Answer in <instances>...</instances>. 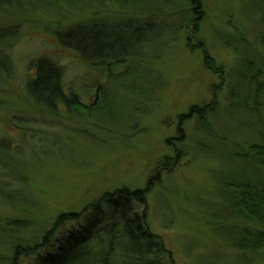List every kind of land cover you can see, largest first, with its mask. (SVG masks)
<instances>
[{"label":"rangeland","instance_id":"rangeland-1","mask_svg":"<svg viewBox=\"0 0 264 264\" xmlns=\"http://www.w3.org/2000/svg\"><path fill=\"white\" fill-rule=\"evenodd\" d=\"M65 1L73 7L63 0L45 7L37 0H0V31L8 36L0 44V264L10 263L14 248L37 243L60 214L80 213L120 188L148 190V228L170 253L166 264H245L247 252L233 244L239 227L228 184L264 180L253 161L232 157L264 146V107L256 122L229 109L227 99L248 76L243 64L264 69L254 44L264 0H199L197 33L191 24L177 26L193 11L185 0ZM94 26L114 37L135 27L148 31L132 49L126 44L135 61L106 72L58 40L70 29ZM226 36L247 46L234 49ZM40 58L62 71L63 92L82 105L93 104L97 87L107 84L95 119L30 105L26 86ZM194 106L209 111L206 128L196 117L179 118ZM25 257L16 264H31L34 256Z\"/></svg>","mask_w":264,"mask_h":264},{"label":"trees","instance_id":"trees-1","mask_svg":"<svg viewBox=\"0 0 264 264\" xmlns=\"http://www.w3.org/2000/svg\"><path fill=\"white\" fill-rule=\"evenodd\" d=\"M37 1L45 7L48 4L46 2L52 0ZM63 1L71 8L73 7L65 0ZM72 1L81 2L85 5L105 1H112L121 5L127 3L125 0ZM185 2L193 7V11L190 12L188 18L178 19L177 26L180 28L183 25L191 24L193 32L197 33L202 20L200 2L199 0H185ZM259 22L256 43L254 44L259 47L262 51L260 53L263 54L258 55V57L264 60V18L260 19ZM105 31L103 28L98 30V26L84 30L73 28L60 33L58 40L63 47L74 52L80 61L93 67L103 66L102 68L105 67L107 72L116 66H123L124 68L127 66V60H130L129 62L135 61L136 55L134 52L132 53L131 49L139 43V38L146 34L148 28L127 29V33L123 34L124 36L118 37H114L111 32ZM4 34L0 31V44L8 39V36ZM224 39L233 40L234 49L237 46H247L244 45V42L229 36ZM224 39L222 38L223 42ZM126 44H129V48H131H128L129 51ZM125 49L127 52L123 53L124 56L119 54ZM83 54L84 56H94V58H99L102 61H110L98 64V62H93L94 58L85 60ZM139 58L141 59V57ZM255 64L256 62L243 64L242 68L248 72V76L242 75L239 82L242 86L243 81L247 80L248 82L247 84L245 82L246 85L243 88L236 82L229 90L227 101L229 109L246 111L257 122L256 119L259 118L264 107V69H256ZM33 65L35 66V76L26 86L28 95L32 100L31 106L49 114L61 113L63 110L62 112L68 116H78L84 120L92 119L93 114L101 109L102 99L106 97L105 88L97 87L96 101L93 104L82 105L77 95H65L63 92V73L58 67L46 58H40ZM1 69L3 68L0 65V72H2ZM210 70L213 71V68ZM5 72L7 73L6 70ZM105 75L109 81L108 74L105 73ZM207 112L209 111H205L204 108L194 106L193 109L189 110L188 116L183 115L179 118L183 121L185 117H196L206 128ZM206 134L208 135L207 129ZM22 141L24 140L21 139L19 144ZM221 141L225 143L224 140ZM232 157L239 161H253L256 168L264 174V146H251L249 152L246 153L232 152ZM228 189L229 203L232 206L230 213L233 212L235 215L237 221L233 220V223L239 227L238 237L233 244L241 252H247L248 259L244 261L245 264L250 262L252 264L253 262L264 264L259 263L261 257L264 258V252H262L264 247V180L262 175L255 183L248 181V179L230 182ZM147 193V189L142 191L129 188H120L113 192L107 191L80 213L71 211L60 214L54 226L43 232L37 243L34 242L31 245L20 246L11 250L9 264H16L18 258L25 256V258L34 256L31 264H166L162 259L170 253L165 250L162 240L157 238L148 228L145 207L147 206ZM12 195L10 197L14 198ZM241 220L246 221L245 225L247 226L245 228L241 227L239 223Z\"/></svg>","mask_w":264,"mask_h":264},{"label":"bare ground","instance_id":"bare-ground-1","mask_svg":"<svg viewBox=\"0 0 264 264\" xmlns=\"http://www.w3.org/2000/svg\"><path fill=\"white\" fill-rule=\"evenodd\" d=\"M101 87H103V88H106V87H107V85H106V86H101Z\"/></svg>","mask_w":264,"mask_h":264}]
</instances>
